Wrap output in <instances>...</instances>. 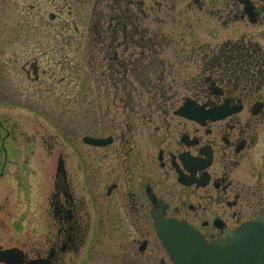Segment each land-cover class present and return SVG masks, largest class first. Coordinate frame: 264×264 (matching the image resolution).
I'll use <instances>...</instances> for the list:
<instances>
[{"label": "flooded vegetation", "instance_id": "af4514ba", "mask_svg": "<svg viewBox=\"0 0 264 264\" xmlns=\"http://www.w3.org/2000/svg\"><path fill=\"white\" fill-rule=\"evenodd\" d=\"M11 1L0 0V13ZM17 1L39 18L38 0ZM95 3L91 23L48 31L46 48L21 21L17 36L32 46L20 40L14 91L0 61V102L47 111L67 102L73 32L92 86L81 90H93L79 97L91 115L85 151L57 161L46 232L16 249L23 264H174L155 216L209 244L264 217V0Z\"/></svg>", "mask_w": 264, "mask_h": 264}, {"label": "rangeland", "instance_id": "374dc122", "mask_svg": "<svg viewBox=\"0 0 264 264\" xmlns=\"http://www.w3.org/2000/svg\"><path fill=\"white\" fill-rule=\"evenodd\" d=\"M95 1L38 0V19L22 13L20 7H26V3L13 0L5 6L0 13V61L8 60L10 64L3 71L9 73L7 77L13 91L22 79L17 74L21 64V61L17 63V58L25 44L20 40L29 41L17 36L21 21L28 30L38 31L40 47L46 48L50 45L48 31H73L76 26L83 29L88 22L91 23ZM63 7L67 15L60 18L61 23L52 22L51 12L63 14ZM63 18L67 19L65 28ZM81 20L86 22L81 25ZM5 30H8L7 34H3ZM71 35L72 43L67 47V102L61 100L47 111H43L46 108L32 110L15 101L0 102V247L5 249H28L38 244L40 234L46 232V199L54 189L57 161L60 158L67 166V157L69 161H79L80 154L85 151L81 139L87 130L82 128V123L91 115L87 114L86 102L79 97L93 94V90H81L90 83L85 82L88 77L82 66V50L75 43L73 32ZM26 45L30 47L32 43L29 41ZM57 124L61 127H56ZM64 125H67L65 131L62 128ZM121 233L114 241L119 247L122 237L127 236L125 231ZM162 256L168 259L166 253L163 252Z\"/></svg>", "mask_w": 264, "mask_h": 264}, {"label": "water", "instance_id": "95a60500", "mask_svg": "<svg viewBox=\"0 0 264 264\" xmlns=\"http://www.w3.org/2000/svg\"><path fill=\"white\" fill-rule=\"evenodd\" d=\"M94 145L99 140L85 139ZM62 161V160H60ZM63 171V163L58 172ZM155 226L174 264H264V217L209 244L191 225L155 216ZM0 263L23 264L17 249L0 250Z\"/></svg>", "mask_w": 264, "mask_h": 264}]
</instances>
